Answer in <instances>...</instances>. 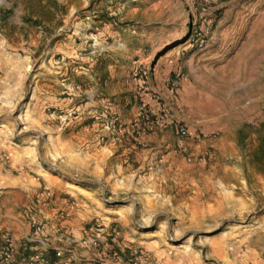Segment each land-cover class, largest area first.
Wrapping results in <instances>:
<instances>
[{"label": "rangeland", "instance_id": "obj_1", "mask_svg": "<svg viewBox=\"0 0 264 264\" xmlns=\"http://www.w3.org/2000/svg\"><path fill=\"white\" fill-rule=\"evenodd\" d=\"M206 49L227 67L202 121L181 85ZM18 181L129 264H264V0H0V190Z\"/></svg>", "mask_w": 264, "mask_h": 264}, {"label": "crops", "instance_id": "obj_2", "mask_svg": "<svg viewBox=\"0 0 264 264\" xmlns=\"http://www.w3.org/2000/svg\"><path fill=\"white\" fill-rule=\"evenodd\" d=\"M218 57V49H206L188 62V79L182 81L181 94L193 98L192 112L196 120H207L205 115L210 111L208 109L213 102V92L218 89L216 81L220 78L219 74L226 70L227 63ZM149 100L153 103V100ZM201 125L207 129L205 122ZM32 189L18 181L10 189L0 190V235L8 234L13 239L8 264H25L35 255L44 254L48 258L53 255L52 251L45 252L41 244L30 245L25 241L31 231V215L28 214L30 208L37 216L46 219L51 248H62L66 255L85 258L106 255L111 259L110 250L105 245L101 246L103 237L84 227L86 213L83 208L77 204L57 202L58 198L50 203L38 199L35 203L31 200L34 192ZM57 230L59 235L55 233ZM125 258L120 255L115 264H129Z\"/></svg>", "mask_w": 264, "mask_h": 264}, {"label": "built area", "instance_id": "obj_3", "mask_svg": "<svg viewBox=\"0 0 264 264\" xmlns=\"http://www.w3.org/2000/svg\"><path fill=\"white\" fill-rule=\"evenodd\" d=\"M206 34L201 35L198 33V37L195 39V43L202 46L205 42ZM147 71H143L144 79H147ZM178 78H175L171 81V91L176 92L178 89ZM150 99L160 103L161 96L156 91H150ZM150 103H146V108L148 109L147 113L153 112V107L149 105ZM158 115L155 117V123L158 126H164L168 124L169 117L167 111L164 107L158 108ZM115 127V121H111L109 129H113ZM176 131L180 136L186 135V129L183 127H176ZM28 214L31 215V231L30 234L27 235L25 241L30 245L33 243H39L43 246L44 251L49 253L52 251V257H45L44 254L35 255L34 257L28 259L25 264H115L116 258L120 257L118 252H111V259H108L106 255H99L91 258H85L81 256H72L66 255L62 248H51L50 241L48 238V225L45 218L41 216H37L33 209L30 208L28 210ZM59 233V230L55 232ZM59 235V234H58ZM13 249V239L8 234L0 235V264H8L11 259V252ZM130 264H137V259L134 253H131V256L128 258Z\"/></svg>", "mask_w": 264, "mask_h": 264}]
</instances>
